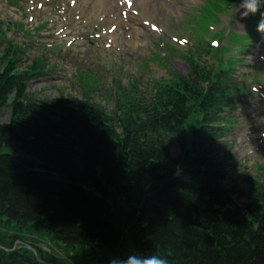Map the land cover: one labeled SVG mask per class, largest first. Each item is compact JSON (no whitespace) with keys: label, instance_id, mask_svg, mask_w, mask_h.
Returning <instances> with one entry per match:
<instances>
[{"label":"trees","instance_id":"trees-1","mask_svg":"<svg viewBox=\"0 0 264 264\" xmlns=\"http://www.w3.org/2000/svg\"><path fill=\"white\" fill-rule=\"evenodd\" d=\"M188 61V76L171 71L127 88L117 79L106 96L97 74L79 75V100L48 99L26 92L46 63L0 47V110L9 109L0 222L34 226L95 264L151 254L168 264H264V176H243L246 186L230 179L216 142L238 87L230 68ZM0 264L38 263L0 249Z\"/></svg>","mask_w":264,"mask_h":264},{"label":"rangeland","instance_id":"rangeland-1","mask_svg":"<svg viewBox=\"0 0 264 264\" xmlns=\"http://www.w3.org/2000/svg\"><path fill=\"white\" fill-rule=\"evenodd\" d=\"M16 1L17 3L14 0H0V18L2 21L21 22L25 28H40L39 37L33 35L35 39L29 43L30 47L25 52L29 58L39 57L45 52L42 49H46L47 42L53 44L61 54L73 50L84 66L90 62L92 66H101V74H104L102 77L99 76V79L106 86L109 84L106 77L112 72L120 73L116 76L124 83L136 76L142 81L153 76H164L166 69L161 66L164 64L188 75L190 67L183 56L190 48L193 37L195 41L202 39L206 31L205 23L214 19L211 11L217 9L218 2L222 0H172L173 4L169 5L167 10H163L164 12H161V9L155 10L154 12L160 13L153 19H148L143 14L141 6L126 12L131 6L126 0H116V7H119V10L114 6L112 8L114 13L109 19L103 9L105 6L111 7L114 0H106L103 8L96 5V0ZM219 11L223 10L219 8ZM230 12V9H225L223 12L225 14L221 15V22L211 28L210 34L218 29L242 33L240 31L245 27L243 20L238 14L231 18ZM115 15L122 16L123 20H127L125 17L129 15L137 21L130 20L128 26L123 25L119 28L115 24ZM151 24L157 26V29L153 30ZM134 28L139 30L134 31ZM262 34H259L258 41H264V38H261ZM6 35L15 44L21 45L25 42L21 32L11 30ZM252 36L254 37V34H251ZM220 41L225 42L223 39ZM163 43L174 46V49L165 50ZM259 45L262 46L260 42ZM263 47L251 45L250 50ZM244 53L248 54L247 51ZM250 53L251 57L245 56V63L240 66L242 69H236L238 72L254 70V77L256 76L258 83L253 86L263 93L264 59L260 57L255 60L253 57L256 55ZM59 65L60 68L46 80L32 81L27 91L37 97L48 99L57 97L62 92L79 100V91L71 87L73 79H70V75L74 72L72 64L69 71L63 70L66 64ZM249 102L251 108L237 114L241 116L238 120L241 124L236 128V132L225 138L230 143L232 169L229 174L232 178L246 172L255 176L256 168L264 165V102L260 101V98ZM8 115V108L4 107L0 111V123L7 121ZM237 181L241 183L242 179L239 178ZM0 241L23 246L27 251L31 248L39 258L50 264H95L84 249L61 240H53L34 226L20 227L15 223L0 222Z\"/></svg>","mask_w":264,"mask_h":264},{"label":"clouds","instance_id":"clouds-1","mask_svg":"<svg viewBox=\"0 0 264 264\" xmlns=\"http://www.w3.org/2000/svg\"><path fill=\"white\" fill-rule=\"evenodd\" d=\"M262 7H264V0H240L239 4L234 5V14H238L240 19L243 20L251 15H255ZM261 16L264 17V13H261ZM256 30L259 33H264V18L257 24ZM107 264H113V260L110 259ZM119 264H168V261L165 257L156 254L141 255L139 257L129 255L123 257L119 261Z\"/></svg>","mask_w":264,"mask_h":264},{"label":"bare ground","instance_id":"bare-ground-1","mask_svg":"<svg viewBox=\"0 0 264 264\" xmlns=\"http://www.w3.org/2000/svg\"><path fill=\"white\" fill-rule=\"evenodd\" d=\"M106 0H96V5L99 8H103L105 6ZM173 4L172 0H133V7L132 9H136L137 6H141L143 8V14L148 17V19H153L157 17L160 12H154L155 10L161 9V12H164L163 10H167L169 8V5ZM117 6L116 0H114V3L111 7H104L103 12L106 14L107 19L110 18V15L113 12L112 8ZM119 10V7H116ZM143 16V15H142ZM130 20H136L132 17H127V20H123L120 16L115 15V24L117 27L121 28L123 25L128 26L127 23ZM137 21V20H136ZM139 29H135L134 31H138Z\"/></svg>","mask_w":264,"mask_h":264}]
</instances>
